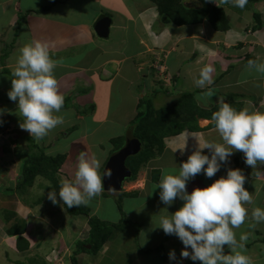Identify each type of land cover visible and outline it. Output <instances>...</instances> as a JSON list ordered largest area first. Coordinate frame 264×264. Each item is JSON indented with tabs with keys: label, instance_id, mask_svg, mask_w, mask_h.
Here are the masks:
<instances>
[{
	"label": "rangeland",
	"instance_id": "1",
	"mask_svg": "<svg viewBox=\"0 0 264 264\" xmlns=\"http://www.w3.org/2000/svg\"><path fill=\"white\" fill-rule=\"evenodd\" d=\"M53 1L55 2L53 3ZM57 1L58 2H56V0H49V8L56 7L55 11L52 10L53 13H51L50 18L60 19L62 25L67 30L64 31L66 43H68L65 45L64 55L67 58L65 60L70 61L69 70L72 71L67 75L64 74L63 72L65 70L59 68L64 64L61 61V58L52 57L53 59L60 61L54 70V74L58 81L61 94L66 96L69 91L73 89L78 91L77 88L85 87L89 82L91 85L92 81L89 79V76H94V78H97V76L105 78L104 74L106 70L101 72V63H103V66H107V68H105L110 70V72L114 74L113 76H115V79L109 80L111 84H113V90L111 94L107 95L108 99L105 107H98L94 103V91L96 90L95 96L97 97L98 92H100L98 89H103V87H99L98 84H95L92 89H89L87 91L89 94L87 95H85V93H76L74 95L76 98L71 96L74 100L71 98V100L64 105L66 107H63L61 110V114L64 115V124L52 130L48 137H45L43 140H35L39 145L34 148V151L30 147V154L32 155L45 153L43 155L56 156L64 153V164L62 163L63 165H61L59 172L61 181L65 178L74 179L78 157L81 153H87L89 157L92 155L97 156L101 163L100 173L102 174L109 158L124 145L127 134L132 133L133 125L131 123L135 116L141 113L140 111L143 109L139 106V100L141 97L152 99L150 91L151 86H147V80L153 81V77L157 73L163 74L162 79H168L171 75L175 77L177 75L176 71L180 70L179 74L182 81L188 83L189 79H187V77L190 78L191 74L198 76L200 68L206 64H211L214 67V73L218 72L219 70L216 68V61L217 56L219 55L218 53H221V51L226 53H236V57L233 58L238 61H240L241 58H244V56L246 57L247 54L245 53H247V51L243 52L242 45H240L242 41H246V38L257 39L258 42L262 43L264 46V0L259 1L256 4H252L248 1L244 9L233 7L230 4H221L220 0H215L217 5L210 2V0L209 2H206V0H168L166 10L172 7L173 10H177L180 7V13L183 12L184 9L188 10L189 7L192 8L194 6L204 10V15L198 13L191 17L195 19L196 16L204 17L199 23L189 26H181L184 28L176 26L173 22H170L169 24L162 23L160 21L162 14L159 13L157 6L150 2H146L145 0H98V2L97 0L96 2H94V0ZM29 3L32 7V2L29 1ZM57 4H59V6ZM99 11H104L102 16L111 18L113 29H109L110 42L108 38L102 39L94 34L91 27L93 20L90 19V17L93 18L95 13L97 14L96 17H98ZM142 11H146L147 16H149L148 14L150 13L153 17L149 16L146 22H144V13ZM139 12L142 13L141 16L138 15ZM155 12L157 14V20L154 18ZM255 13L260 15L262 21V26L259 30L255 28ZM208 14L214 16L216 24L221 26L220 31H222L223 36H220L221 33H217L216 36L210 33L215 30L210 25H206L208 20L205 16ZM22 15V13L21 15L19 14V19ZM222 15L225 17H223L224 19L222 18ZM25 16L26 15L22 16V20L26 19L24 18ZM34 17H36V19L33 18L31 25L23 24L22 27H14V24L8 23L5 30H3V33H1L0 48L2 45L3 48L0 50V56L3 58L1 65L3 68H0V93H4L5 88L7 90L11 89V78H13L11 73L15 64V57L18 49L32 41L44 42L47 38H49V40L46 41L49 43L50 36L54 35L53 32H50V25L42 18V15H35ZM122 18L126 19L127 23L131 24H128L127 27L130 28V31L128 29L124 34L133 35L137 32L140 37V40L139 38H136V42L131 39V37L127 38L129 46L125 49H122L118 45L121 43V40H125L126 38L118 36L115 28L118 26V23L120 24L119 27H123L121 25V23H123ZM51 21L53 22L54 20ZM154 21L156 22L153 25ZM225 23L227 24V29L224 27ZM204 24L207 27H210V29L203 26ZM74 25L77 28L76 30L72 29V26ZM161 25L168 26L165 32L166 36L169 37L170 32H175L176 35L179 36L174 42H168L167 44L170 43L168 46H166L167 44H162L155 47L154 40L148 36L144 37L139 31L140 29L137 28L140 27L143 32L147 26L148 30L152 27V32L150 34L152 36V34L156 33L158 30L159 32H162ZM30 28L34 29V31H29ZM163 28L166 29L165 26ZM134 29L136 32H133ZM228 29L229 33L227 32ZM79 30H82V32H78ZM70 31H75L76 33H73L70 36ZM224 32L228 33L226 45L223 43ZM80 33H82V39L80 37L78 38ZM89 33H92L91 38ZM74 36H76V39ZM97 41L99 43L102 41L103 43L109 44L104 47V45L100 46ZM258 48H260V46H258ZM169 49L172 50L170 54H175V56H173V63L171 64L172 68L168 66L169 69L163 72V69H159V66H162V63L165 62L166 59L170 60V56L169 58L165 56L168 55L167 52ZM231 49H234L237 52H231ZM105 55L110 58L107 60ZM136 55L139 56L135 58ZM73 56L77 57V59L71 58ZM112 57L114 58L113 66H111ZM81 59L83 65L79 63ZM97 66H99V68H97ZM82 67L83 69H81ZM175 69L177 70L175 71ZM126 73L128 77L125 76ZM60 77L61 79L62 77L66 78L65 81L67 83L62 85L63 82L58 80ZM169 83L164 86L162 90L169 95L165 96V93L161 95L158 94L152 100L153 107L167 108L168 106H171L175 99L179 98L176 96L178 90L173 88L174 80H169ZM146 86L147 88L144 89ZM1 89L4 91H1ZM238 89L239 88H235L234 91H237ZM195 90L196 88L192 91V93H194L192 96L194 100H196V97L199 94L195 93ZM242 90H244V88H242ZM232 92L225 88L221 89V91L213 92V97L210 98L208 103L211 104L212 101L218 98L219 94L221 97H228ZM5 98L0 101V107L10 106L8 103L11 104V102L18 103L10 101L7 97ZM195 103H198L197 100ZM208 103H202V106ZM91 104L93 109L89 111L86 105ZM9 113L10 114L6 113V117L4 116L5 113L0 115L3 120H6L7 124L18 123L19 126L23 122L22 117L19 115L18 108H13ZM7 116H13L14 120L10 121ZM162 124L163 122L161 121V125ZM202 125L203 127H207L208 123L206 124L204 122ZM187 132L190 131L184 130L182 135ZM70 134H73L76 139L80 138L81 140L82 137V142L79 140L74 142L72 138H70V141ZM206 135L207 134H203L202 137L206 139V137H208ZM63 138H68V141H64ZM182 139V137L166 136L160 139L161 143L159 145H153L154 142L149 143V145L146 144L144 150L145 155L146 153H151V158H149L146 163L139 164L133 181H125L123 183V190L119 193H108L107 191H104L101 195L93 199L88 206H80L81 208H88V210H90L88 217L79 215V219L84 229L83 236L87 237L86 231L90 229V223H88L90 218L105 223L120 224V227L118 228L120 230L119 232L113 231L114 236L112 239L109 240V242L107 241L108 243L100 249V251H97V253H90L82 250L83 253H80L81 255L78 256L77 254L79 253L76 251V246L69 249L70 251H67L66 253L70 254L69 256H72L70 264H156L154 257L157 259L159 257L158 255L161 253L165 257L164 262L166 261V264H200L199 261L193 262L190 259L181 258L180 253L183 250V245L181 246L180 251H177L176 260H170L169 252L172 250H166L164 246V241L167 239V236L162 229L155 228L159 226L160 216L165 215L164 210H166L168 214H173L175 210L177 211L183 205V202L179 199H177L178 202L175 201L172 206H166L159 200L158 194L160 190L158 188L155 189V185L160 180V175L156 178L152 173V171L155 170L162 175L166 172L172 173L173 170H178L180 164H177V160L175 159L178 158L179 154H177L176 151L175 153L177 155L175 153L173 154L171 150L181 146ZM67 155L68 160H66ZM139 155L137 154L136 156L128 157L125 161V165L130 167L132 162H134ZM152 167L156 168L153 169ZM249 168L251 167L247 165L242 167L240 165L237 169H241L243 174L247 177L248 174L252 175V173L255 172V170L252 169L251 173H247ZM221 173L220 170L214 177H212L214 179L211 178L206 180H209L210 182L212 181L211 183H213L215 180L226 176L227 172L225 171L224 175ZM53 175H55V173H53ZM254 178H256V176H254ZM60 179L59 184H55L54 188L53 185L49 187L50 185L47 186L46 183L40 184L41 180L38 185L29 190L26 200L35 204L39 203L38 205L41 206L40 212L42 213L45 210L49 211L50 208L48 204L50 201L47 199V194L52 191V188L56 189L57 193L59 192L61 183ZM254 180L256 181V179ZM245 184L254 183L253 181L246 180ZM252 188L254 189V185L250 186V189ZM57 200L59 201L58 195ZM176 203H178L177 208H175ZM119 205L121 206L118 207ZM56 207L58 210H62L63 213L70 214L67 207L63 206L62 202H59ZM248 222L249 221H246L245 224H248ZM73 223L67 221L65 225H61L64 233L68 232L69 225ZM244 226L245 225H242V228H244ZM239 231L240 230L237 231V237L239 236ZM242 232L243 229H241V233ZM244 232H250V228L247 227ZM172 237V243L176 244L181 242L180 240L178 241V238L175 235L168 236V238ZM18 239L21 238H17V240ZM88 246H90V243L86 244L84 249L88 250ZM188 250L191 251V249ZM116 251L118 253L117 256H115ZM156 251H158V253H156ZM135 252H139L142 256L136 259ZM142 252H146V254ZM73 254H76L75 257H73ZM49 258L50 257H48L47 260ZM68 258L70 261V257L68 256L63 258H60L59 256V258H56L53 262L55 264H66Z\"/></svg>",
	"mask_w": 264,
	"mask_h": 264
},
{
	"label": "clouds",
	"instance_id": "2",
	"mask_svg": "<svg viewBox=\"0 0 264 264\" xmlns=\"http://www.w3.org/2000/svg\"><path fill=\"white\" fill-rule=\"evenodd\" d=\"M210 2L216 4L215 0ZM220 3L244 9L248 0H220ZM208 23L206 25L214 29ZM206 25L203 26L210 29ZM59 63L52 58L49 45L41 41H32L19 48L15 57L11 89L7 96L10 101L18 102L17 108L23 121L19 127L37 141L43 140L65 122L61 114L65 96L59 91L54 74ZM246 67L264 76V62L252 59ZM214 71L211 64L200 68L198 76L194 78L195 87L205 89L213 84ZM211 97L213 90L208 89L196 100L208 103ZM217 103L219 109L213 112L211 121L220 142L202 139L198 150L186 162H182L178 170L162 174L155 185V189L160 190L159 200L166 206H172L179 199L183 205L173 214L164 210L165 215L160 216L159 226L155 228L162 229L166 235H175L181 241L182 259L199 261L200 264H253L251 257L245 254L251 232L241 233L237 239L235 230L249 220L250 229L264 223V209L253 207L249 215L246 205H253L254 199L244 187L247 178L242 170L228 169L226 176L209 186L196 188L190 194L187 191L190 180L200 174L211 179L237 151L243 153L247 166L264 174L257 170L258 165H264V111H251L249 108L237 110L223 98H218ZM3 111L0 109V115H3ZM188 138L185 139L184 149ZM204 149L210 155L202 154ZM100 168L97 156L89 157L87 153H81L74 179H62L59 192L52 188L47 199L53 205L62 202L67 208L88 206L105 191L103 181L112 175L110 169L101 175ZM225 246L228 254H225ZM169 259L176 260L175 251L169 252Z\"/></svg>",
	"mask_w": 264,
	"mask_h": 264
},
{
	"label": "crops",
	"instance_id": "3",
	"mask_svg": "<svg viewBox=\"0 0 264 264\" xmlns=\"http://www.w3.org/2000/svg\"><path fill=\"white\" fill-rule=\"evenodd\" d=\"M29 1L32 2V7L30 6ZM145 1L148 2L147 0ZM54 2L55 1H53V3ZM94 2H96V0H94ZM57 5L59 6V4ZM49 6H50L49 0H22V1L21 0H0V36L2 35L1 33H3V30H5L8 23L14 24V27L15 26L20 27L18 26L19 14L21 15L22 13L23 15H26L24 17L26 19L21 21L22 23L21 27L23 26V24L31 25V22H33V18L36 19V17H34L35 15H38V16L42 15V18L45 19V21L48 22L50 25L49 27L50 32L54 33V35L50 34L51 36H50L49 43L48 41H46V40H49V38L45 39L44 42H46L49 45V50L53 58L55 57L61 58V61L64 64L61 65L59 68L65 70L63 73L67 75L69 72H72L69 70L70 61L65 60L67 58L64 55L65 45L68 44L66 43V36H65L64 31H67V30L62 25V22L60 19L50 18L51 13H53L52 10L55 11L56 7H53V8L50 7L49 10L47 11L45 10L40 11L44 7H49ZM103 12L104 11L102 12L99 11L98 17H96L97 16L96 13L95 15L93 14L94 15L93 18L90 17V19L93 20L91 24L93 32H94V24L102 16ZM142 12L144 13L143 14L144 22H146L147 18L152 15H150L149 13L148 14L149 16H147L146 11H142ZM138 15L141 16L142 13L139 12ZM156 15L157 14L155 12L154 13L155 20H157ZM122 19H123V23H121V25L123 27H119L120 24L118 23V26L115 28H116V33H118V36H123L126 38L125 40H121V43L118 45L122 49H125L129 46L128 45L129 41L127 40V38L131 37V39H133L136 42V38H139L140 40V37H139V34H137V32L135 31L136 28L133 31V32H136L135 34L133 35L124 34L125 31H127L128 29L130 31V28H127V27H128V24L129 25L131 24L127 23L126 19L124 18ZM51 20H54V21L52 22ZM155 22L156 21L153 22V25L155 24ZM164 26L166 27V29L163 28ZM161 27H162V32H159L158 30L156 31V33L152 34V36L150 35L152 32V27L150 30H148V26H147L143 32L140 27H137V28L140 29L139 31L144 35V37L148 36L152 40H154L153 42L156 45L155 47H158L159 45H162V44L166 45L168 42L172 43L178 39L179 36L176 35L175 32L173 33L170 32L169 37L166 36L165 32L168 28L167 25H163V26L161 25ZM110 28L113 29V24L110 26ZM181 28H184V27H181ZM72 29L76 30L77 28L74 25L72 26ZM29 31L33 32L34 29L30 28ZM70 32H71L70 36L73 33L74 34L76 33L75 31H70ZM78 32H82V30H79ZM227 32H224V41H223L224 45H226L227 43L226 38L229 33ZM210 33H212V35H215V36L217 35V33H221L220 36H223L222 31L215 30L214 32H210ZM94 34L96 33L94 32ZM16 36H17V32H16ZM91 36H92V33L90 34V38ZM79 37L82 39V33L78 35V38ZM74 38L76 39V36H74ZM107 38L110 42L111 39L109 38V36ZM97 43L99 42L97 41ZM108 44L109 43H103L102 41H100L99 43L100 46L104 45V47H106V45ZM169 44H167L166 46H168ZM240 45H242L243 52L247 51V53L245 54L251 55L254 59L260 62H264V46L262 43H259L257 39L254 40L253 38H246V41L245 40L242 41ZM258 46H260V48H258ZM2 48H3V45L0 48V50ZM230 51L237 52L234 49H231ZM170 52H172V50L169 49V51L167 52L168 55H165L167 58H169L170 56V60L166 59V61L162 63V66H159V69H163V72L165 70H168L169 67L172 68L171 64L173 63V56H175V54L173 53L170 54ZM218 54L219 55L217 56V61H216L217 67L216 68H218L219 73L218 72L213 73L212 78H213L214 83L207 86V88L201 89V88L195 87L194 78L197 76H195L194 74H191L190 78L187 77V79H189L188 83H184L179 74L180 70L176 71L177 69H175L177 75L175 77L171 75L170 76L171 79L170 78L162 79L163 74L157 73L153 77V81L147 80V86L148 87L151 86L150 87L151 94L153 95L155 91H158L161 89L163 90L164 86H166L169 83V80H174L173 88H176L178 90V93H176V96L182 93H192V91L195 88H196L195 93H199L198 95H201L203 92L207 91L208 89L213 90V92H218V91H221V89L225 88L233 92L228 97L226 96L221 97V95L219 94L218 98H223L225 102L229 103L235 109L241 110L244 108H249L251 111H264V76L259 75L255 71H249L247 69L246 67L247 63L246 62L244 63V60L246 59L245 56L244 58H241L240 61H238V60H234L233 58V57H236V53H230V52L226 53V52L221 51V53H218ZM137 56L139 55H136L135 58ZM105 57L107 58V60L110 58L109 56H106V55ZM71 58L77 59V57H74V56ZM113 59L114 58L112 57L111 66L114 65ZM2 61H3V58H1L0 56V68H3V66H1ZM79 63L83 65L82 59ZM101 64H102L101 72L102 71L104 72V70H106L104 74L105 78L103 77L101 78L99 76H97V78H94V76L93 77L89 76V79L92 81L91 82L92 86L90 85V82H89L87 86L77 88L78 91H76V89L69 91L68 95L65 96V101H67V103L71 100V98L73 99V97L71 96H74L76 93H79V94L85 93V95H87L89 94L87 93V91L89 89H92V87H94L95 84H98L99 87H103V89H98L100 90V92H98L97 97L95 96L96 90L94 91V94H93L94 101H95L94 103L98 107H102V108L107 105L106 103L108 99L107 95L111 94L113 90L112 88L113 84H111L109 80L115 79V76H113L114 74L110 72V70L106 69L107 66H103V63ZM97 68H99V66H97ZM81 69H83V67ZM125 76L128 77L127 73L125 74ZM63 77L62 79L61 77L58 79L60 80V82H63L62 85L67 83L65 81L66 78H63ZM69 81H68V84H69ZM147 86L144 87V89H146ZM235 88H239V89L237 91H234ZM242 88H244V90H242ZM1 91H4V90L1 89ZM8 91L9 90L5 88L4 93L3 92L0 93V101L5 97L8 98L7 96ZM218 98L212 101L211 104L208 103L204 106H202V103H199L198 101H197L198 103L196 104L203 109H210L211 106L213 107L215 105H219L217 103ZM8 104L10 106L0 107V109L4 110L3 113H5L4 114L5 117H6V113L10 114L9 111H11L13 108L17 109L16 103L11 102V104L10 103ZM86 107H88L89 111L93 109L92 104L86 105ZM8 118L10 121L14 120L13 116H10ZM204 122L206 124L208 123L207 127H203L202 124ZM197 125L200 128L199 132H187L186 134H183V135H182L183 133L182 132L179 135L175 136V137L183 138L181 141L182 145L171 150L173 154L175 153V151L177 154H179L178 158L175 159L177 160V164L186 162L188 157L194 151L198 150V147L200 146V141L204 139V137H202L203 134H207L206 136L208 137H206V139L209 141L220 142L219 135L215 131V126H214V123L211 121V119H198ZM186 137H189V138L187 139L186 148L184 149ZM70 138H72L74 142H77V140L82 142V137L80 140V138L76 139L74 138L73 134H70L69 139ZM63 139L66 142L68 141V138H63ZM37 145L39 144L35 142V139L31 138L27 131L22 130L18 126V123L7 124L6 120H3L0 117V264H55L53 261L56 258L58 259L59 256L60 258H63L65 256L70 257V261H69V258L66 260V264H70L72 260L71 259L72 256H69L70 254L66 252L70 251L69 249L74 248L76 246V251L77 253H79L77 255L80 256L81 255L80 253H83V252L79 250L78 246L81 242L87 239L88 234H89L90 229L86 231L87 237L83 236L84 229L79 219L80 217L79 215H73V214L68 215L67 213L66 215L65 213H63L62 210H58L56 205H53L51 201L48 204L50 208L49 211L45 210L44 212L46 213L44 212L42 213L40 212L41 206L38 205L39 203L35 204L33 202H28L26 200L29 190H31L34 186L38 185V183H40L41 180L42 181L40 184L46 183L47 186L53 185L51 181L46 180L42 178L41 176L37 175L34 177L31 183L29 184L27 183L18 189L17 183L21 176L23 162L29 159L30 157H32V154H30L31 152L30 147L34 151V148H36ZM42 154H45V153H42ZM61 154H64V153H61ZM202 154L210 155L207 149L202 150ZM66 160H68V155L66 156ZM240 165L244 167L246 164L244 163L243 153L237 151L229 158V163L221 167V172H222L221 174L224 175L225 174L224 172L225 171L227 172L228 169H237ZM257 170L264 172V165H258ZM251 171H252V168H249L247 173H251ZM159 175L161 178L162 176L161 173ZM254 176H256V178H254ZM60 178L61 176L59 173V175H56L54 179V185L57 183L59 184ZM246 178H247L246 180L253 181L254 183V184L244 185L245 189L253 195V199H254L253 205H246L249 211V215H251V211L253 207H260L264 209V174H259L255 170V172H253L252 175L248 174ZM254 179H256V181ZM60 182H61V179H60ZM211 182L209 180H206L203 174L197 175L194 179L188 182L187 191L190 194L194 190V188L203 189L209 186ZM54 185H53V188H54ZM252 185H254V189L253 188L250 189V186ZM177 206H178V203H176L175 208H177ZM67 221L72 222V223L74 222V223L70 224L68 227L69 229L68 232L64 233V231L61 228V225L62 224L65 225ZM249 222L248 224H243L245 225L244 228H242L241 226L239 229H236L235 230L236 235H237V231L240 230L239 231V236H240L241 229H243L242 233H244V231H246L247 227H249V224L251 223ZM250 232H251V235L246 244L245 254L251 257L253 264H264V223L258 224L254 229H250ZM113 233L111 237L109 238V240H111L112 237L114 236ZM166 236H167V239L164 241L165 249L166 250L171 249L172 251H175V254H177L178 253L177 251H180L181 249L182 243L181 242L176 243V244L172 243L173 237L168 238V236H171V235H166ZM239 236L237 237L238 239H239ZM17 238H21L23 242H20L19 239L17 240ZM108 242H106L102 246V248ZM228 251L229 250L227 249V246H225V254H228ZM117 254L118 253L116 251L115 256H117ZM75 255L73 254V257H75ZM135 255H136V259L142 256L139 252H135ZM45 257L47 258L50 257V258L47 260V258ZM158 258L156 259L154 257V261L156 264H166L167 263L166 261L164 262V260H162L161 257H158ZM104 262H105V259H104Z\"/></svg>",
	"mask_w": 264,
	"mask_h": 264
},
{
	"label": "trees",
	"instance_id": "4",
	"mask_svg": "<svg viewBox=\"0 0 264 264\" xmlns=\"http://www.w3.org/2000/svg\"><path fill=\"white\" fill-rule=\"evenodd\" d=\"M148 2L152 3L153 5H156L159 13L162 14L160 17V21L164 24H169L170 22H173L176 24V26H187V25H194L196 23H199L202 17L196 16L193 17L195 14L202 13L203 15L204 10L202 8H196L189 7L188 10H183V12H180V7L177 10H173V7L166 10V5L168 0H147ZM252 4H256L259 1L262 0H248ZM58 2V1H56ZM47 11L49 10V7H44L41 9V11ZM40 12V11H39ZM164 12V15H163ZM38 13V12H36ZM193 13V14H191ZM179 14V15H178ZM208 22L211 23V25L214 26V29L220 30L221 26L216 24V21L214 20V16L211 14H208L205 16ZM224 16L222 15V18ZM225 18V17H224ZM223 18V19H224ZM22 16L20 17L18 21V26H21L22 23ZM254 21H255V28L257 30L261 29L262 21L261 17L258 13L254 14ZM224 27L227 29V24L225 23ZM254 59L251 55H247L246 59L244 60V63L248 62L249 60ZM167 95L165 91L158 90L155 91V93L152 95V99H146L141 97L139 100V106L143 108L139 113L135 116V118L132 121V135L138 139L141 143V151L139 152V157L132 162L131 166L128 167L132 173L131 177L127 179V182L133 181L135 179L136 171L139 167V164H144L146 161L151 158V153H146L145 155V145L151 142H154V144L159 145L160 139L163 137L168 136H176L182 133L184 130H188L190 132H198L200 131V128L197 125L198 119H211V116L213 112L217 111L219 109V105H215L211 107L210 109H203L199 107L193 98L194 93H182L178 95L179 98L175 99L171 106H168L167 108L163 107H153L152 100L159 94ZM67 104V101H65L64 105ZM66 107V106H64ZM161 121L163 124L161 125ZM124 141V140H123ZM143 146V147H142ZM65 160L64 154H59L56 156H46L43 154L40 155H32L29 159L25 160L23 162L22 171L20 179L17 183L18 189L24 186L25 184H29L32 182L35 176L39 175L42 178L49 180L54 185V179L56 175L60 172L61 165L63 161ZM55 173V175H53ZM153 176L156 178L159 175V172H156L155 170L152 171ZM59 175V174H58ZM154 178V179H156ZM55 186V185H54ZM119 205L118 207H120ZM70 214L73 215H84L86 217L89 216L88 208H81L79 207H73V208H67ZM90 230L89 234L86 240L81 242L78 246L79 250L82 252V250L88 251L90 253H97L102 246L109 240L114 230H120L118 229L120 227V224H110L101 222L99 220H96L94 218H90L88 221ZM20 242H23L21 239H19ZM90 243V249L86 250L84 247L86 244ZM145 253L146 252H142ZM158 253V251H156ZM159 257H161L162 260H165V257L163 254H159ZM74 260V259H73ZM74 263V262H73Z\"/></svg>",
	"mask_w": 264,
	"mask_h": 264
},
{
	"label": "water",
	"instance_id": "5",
	"mask_svg": "<svg viewBox=\"0 0 264 264\" xmlns=\"http://www.w3.org/2000/svg\"><path fill=\"white\" fill-rule=\"evenodd\" d=\"M111 18L101 16L94 24V31L100 38H107L111 26ZM141 151V143L131 133L127 134L124 145L107 161L102 174L106 169L111 170V177L103 181L104 189L108 193H119L122 191L123 183L132 175L130 169L125 165L128 157L136 156ZM88 249L90 246L87 247Z\"/></svg>",
	"mask_w": 264,
	"mask_h": 264
},
{
	"label": "bare ground",
	"instance_id": "6",
	"mask_svg": "<svg viewBox=\"0 0 264 264\" xmlns=\"http://www.w3.org/2000/svg\"><path fill=\"white\" fill-rule=\"evenodd\" d=\"M95 32V31H94ZM108 36H109V34H108Z\"/></svg>",
	"mask_w": 264,
	"mask_h": 264
}]
</instances>
